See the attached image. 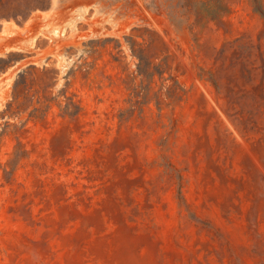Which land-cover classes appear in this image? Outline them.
Here are the masks:
<instances>
[{"label": "rangeland", "instance_id": "374dc122", "mask_svg": "<svg viewBox=\"0 0 264 264\" xmlns=\"http://www.w3.org/2000/svg\"><path fill=\"white\" fill-rule=\"evenodd\" d=\"M3 25L0 264H264V0H0Z\"/></svg>", "mask_w": 264, "mask_h": 264}, {"label": "bare ground", "instance_id": "6f19581e", "mask_svg": "<svg viewBox=\"0 0 264 264\" xmlns=\"http://www.w3.org/2000/svg\"><path fill=\"white\" fill-rule=\"evenodd\" d=\"M37 12H38V11H37ZM31 15H32V14H31ZM31 15H30V16H31ZM34 17H35V15H34ZM29 19H30V18H29ZM33 19H34V18H33ZM36 19H37V18H36ZM27 22H28V21H27ZM30 22H31V21H30ZM12 26H13V25H12ZM12 28H13V27H12ZM9 29H10V27H9V25H8V26H5V27H4V30L0 32V41L4 38V36H3L4 33H5L6 31L8 32ZM12 30H13V29H11V31H12ZM14 30H15V29H14ZM14 30L12 31L13 33L15 32ZM9 32H10V31H9ZM9 32H8V33H9ZM12 32H11V33H12ZM11 33H10V34H11ZM17 33H18V32H17ZM5 34H7V33H5ZM34 34H35V35L33 36V38L36 37V34H37V33H34ZM17 36H18V34H17ZM29 38H31V37H29ZM29 38H28V39H29ZM28 39L26 38V41H25V42H27ZM31 40H32V39H30V41H31ZM32 41H33V40H32ZM32 41H31V42H32ZM28 42H29V40H28ZM33 42H34V41H33ZM23 44H26V43H23ZM30 45H31V44H30ZM7 46H8V45H6V47H7ZM22 46H23V45H22ZM24 46H25V45H24ZM43 57H44V56H43ZM41 59H43V58H41Z\"/></svg>", "mask_w": 264, "mask_h": 264}, {"label": "crops", "instance_id": "0c3cea01", "mask_svg": "<svg viewBox=\"0 0 264 264\" xmlns=\"http://www.w3.org/2000/svg\"><path fill=\"white\" fill-rule=\"evenodd\" d=\"M4 25L0 27V32L4 30ZM5 40H8V37H4L0 42H4Z\"/></svg>", "mask_w": 264, "mask_h": 264}]
</instances>
